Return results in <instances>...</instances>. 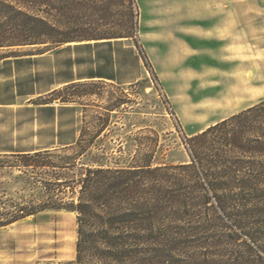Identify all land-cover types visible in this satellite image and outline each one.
Masks as SVG:
<instances>
[{"label": "rangeland", "instance_id": "obj_1", "mask_svg": "<svg viewBox=\"0 0 264 264\" xmlns=\"http://www.w3.org/2000/svg\"><path fill=\"white\" fill-rule=\"evenodd\" d=\"M116 3L59 18L79 32L115 29ZM135 3L138 40L158 83L132 39L70 41L44 53L20 47L0 60V198L62 189L51 168H27L16 154L81 140L113 158L156 148L157 160L186 162L184 135L264 98V0ZM40 173L50 178L47 190L31 177ZM76 238L74 212L28 216L0 227V264L70 260Z\"/></svg>", "mask_w": 264, "mask_h": 264}, {"label": "trees", "instance_id": "obj_2", "mask_svg": "<svg viewBox=\"0 0 264 264\" xmlns=\"http://www.w3.org/2000/svg\"><path fill=\"white\" fill-rule=\"evenodd\" d=\"M114 2L122 12L114 30L79 32L59 18ZM136 15L135 0H0V52L11 53L0 60L20 47L44 53L70 41L132 39L158 83ZM183 138L190 159L180 163L157 160L156 148L113 158L81 140L16 154L27 168H51L62 189L0 198V227L46 210L74 212V257L45 264H264V98ZM31 177L49 189V177Z\"/></svg>", "mask_w": 264, "mask_h": 264}]
</instances>
